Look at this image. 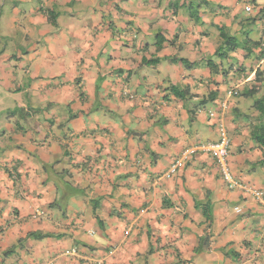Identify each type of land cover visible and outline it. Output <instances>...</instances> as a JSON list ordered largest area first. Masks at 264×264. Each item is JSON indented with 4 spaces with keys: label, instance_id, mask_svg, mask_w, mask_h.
Listing matches in <instances>:
<instances>
[{
    "label": "crops",
    "instance_id": "crops-1",
    "mask_svg": "<svg viewBox=\"0 0 264 264\" xmlns=\"http://www.w3.org/2000/svg\"><path fill=\"white\" fill-rule=\"evenodd\" d=\"M261 42L264 0H0V264H264Z\"/></svg>",
    "mask_w": 264,
    "mask_h": 264
},
{
    "label": "built area",
    "instance_id": "built-area-1",
    "mask_svg": "<svg viewBox=\"0 0 264 264\" xmlns=\"http://www.w3.org/2000/svg\"><path fill=\"white\" fill-rule=\"evenodd\" d=\"M247 11H251L250 7L246 8ZM264 47V44H263ZM238 93L236 91H231L229 93V95H237ZM223 109L226 110L227 109V105L223 106ZM214 114L211 113V116H213ZM230 144L231 141L228 137V135L226 133H222L221 137L218 141L216 142H207L204 144H201L199 147L202 150H204L205 152L209 153L218 163L220 171L222 173V177L223 179L229 183L232 184L234 187L236 186L235 184H233V176H232V172H231V168L230 165L228 163V158H229V148H230ZM198 151V149L195 148H189L186 149L183 152L182 158L177 159L169 168L167 174H166V178H171L173 176H175L178 171L181 168H184L185 166V161L193 156L196 152ZM257 197H262L261 193H257L256 194ZM39 212L35 213L34 217L39 216Z\"/></svg>",
    "mask_w": 264,
    "mask_h": 264
},
{
    "label": "rangeland",
    "instance_id": "rangeland-1",
    "mask_svg": "<svg viewBox=\"0 0 264 264\" xmlns=\"http://www.w3.org/2000/svg\"><path fill=\"white\" fill-rule=\"evenodd\" d=\"M3 29H4V31H6V28L4 26H3ZM11 38H12V41H18V40L21 39V38L20 39L14 38V36L11 37ZM1 41H2V39H1ZM10 42H11V39H7L5 41V44L9 48L11 47ZM22 49H26V47L22 48ZM2 51H3V47H2V44H0V53H2ZM181 63L183 64L184 62L181 61ZM3 93H4V95H3ZM3 93H0V130H3V131H0V136L3 135L5 132H7V129H5V127H6L7 123H8L7 118H6L8 111L10 112V111L14 110V107L11 106L10 103H8L10 101V99L13 98V96H12L13 94L12 93L10 94V93H7V92H3ZM249 98H250V100L252 102V105L254 106V109L257 110L259 115H261L262 120L264 121V112L260 113V110L256 109L257 108L256 105H257V102L260 101V97L256 96V95H253V96H250ZM262 102L264 104V100ZM3 111L5 113H2ZM0 142H1V138H0Z\"/></svg>",
    "mask_w": 264,
    "mask_h": 264
},
{
    "label": "trees",
    "instance_id": "trees-1",
    "mask_svg": "<svg viewBox=\"0 0 264 264\" xmlns=\"http://www.w3.org/2000/svg\"><path fill=\"white\" fill-rule=\"evenodd\" d=\"M223 34V37H224V33ZM226 39H229V40H232V38H226ZM262 43V42H261ZM261 45V44H260ZM161 46L160 44L158 43V49H160ZM229 50H232L233 49V46H229L228 48ZM263 53V52H262ZM264 54V53H263ZM258 76H262L264 77V71L263 72H258L257 73V77ZM178 95V94H177ZM264 99H260V101L257 102V109L260 110V113L264 112V104H263V101ZM254 137L255 139L258 141L259 145L264 149V126L261 125L259 127H257L255 130H254ZM35 216V214L33 215V217ZM210 216V215H208ZM36 218V217H35ZM38 218V217H37ZM209 218V217H208ZM210 219V218H209ZM48 236H45V235H42V234H37V233H32V234H28L27 238H34V239H37V240H41V239H45L47 238ZM12 253V252H10Z\"/></svg>",
    "mask_w": 264,
    "mask_h": 264
},
{
    "label": "clouds",
    "instance_id": "clouds-1",
    "mask_svg": "<svg viewBox=\"0 0 264 264\" xmlns=\"http://www.w3.org/2000/svg\"><path fill=\"white\" fill-rule=\"evenodd\" d=\"M263 44H264V42H262L261 43V51H263V53H264V47H263ZM238 94L237 95H232V97H235V96H239V92L238 91H236ZM229 137V136H228ZM229 139H230V137H229ZM230 141H231V139H230ZM216 142V141H215ZM230 148H231V144H230ZM230 148H229V158H228V163H229V159H230ZM217 162V161H216ZM218 164V163H217ZM229 165H230V163H229ZM219 166V165H218ZM230 168H231V166H230ZM220 169V168H219ZM222 174V173H221ZM257 193H261V192H254V194H255V196H256V194ZM262 194V197H263V193H261ZM262 197H258V198H262ZM37 212H39V211H37ZM36 212V213H37ZM34 215V214H33Z\"/></svg>",
    "mask_w": 264,
    "mask_h": 264
}]
</instances>
